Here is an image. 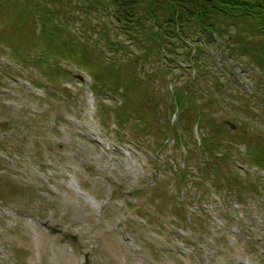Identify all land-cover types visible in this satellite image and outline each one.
Returning <instances> with one entry per match:
<instances>
[{
    "label": "rangeland",
    "instance_id": "1",
    "mask_svg": "<svg viewBox=\"0 0 264 264\" xmlns=\"http://www.w3.org/2000/svg\"><path fill=\"white\" fill-rule=\"evenodd\" d=\"M44 1L28 0L25 10ZM201 1L102 0L103 10H91L89 0L48 1L69 11L74 46L84 32L99 38L103 22L112 38L114 27L128 28L124 38L136 46L109 54L139 59V92L148 76L154 103L142 104L151 113L141 121V95L121 99L86 69L51 55L46 62L35 38L19 42L14 55L8 35L19 0H0V264H264V171L254 166L264 167V48L256 49L264 37L222 12L226 34H201L196 20L174 27L168 11L212 9ZM120 4L137 9L138 36L112 21ZM147 10L163 13L165 25L151 42L143 26L157 21H145ZM34 23L31 16L30 32ZM234 41L242 49L229 48ZM93 55L109 70L128 65ZM131 75L125 69L118 81ZM175 92L186 108L197 101L231 144L206 151L208 124L193 132L182 122L179 146L169 123L195 115L194 107L189 116L176 110ZM122 101L128 106L119 110ZM155 139H165L163 147Z\"/></svg>",
    "mask_w": 264,
    "mask_h": 264
},
{
    "label": "trees",
    "instance_id": "2",
    "mask_svg": "<svg viewBox=\"0 0 264 264\" xmlns=\"http://www.w3.org/2000/svg\"><path fill=\"white\" fill-rule=\"evenodd\" d=\"M8 1L10 0H6V4L9 6L10 4L7 3ZM48 1L49 0H45L42 5H40L39 3H36V6L38 7L36 8V10L35 9L25 10V5L28 3V0H19V4L17 6L18 10L16 11V17L14 21L16 22V25L13 29V33L10 32L8 35V40L11 39L10 43H8V47L13 51L14 55H15L16 46L19 42L24 41L26 39L30 40V37L35 38L38 42V45L41 49V53L43 54L46 62H48L49 55H51L53 58H58L63 61H68L70 63L75 64L76 66L86 69L90 72V74L92 73L95 81L100 86L104 83L111 82L110 90L120 95L121 99L128 96V101L136 100V97L138 98L139 95H141V98L142 97L149 98L151 102L145 99L138 98V100H140L138 105L143 110V114H141V121H145L146 120L145 115L150 114L151 111L143 107L142 104L143 103L151 104L152 102L154 103V100L150 96H148L150 92V88L147 87V86H150L148 76H147V85H146V80H144L145 82H143L142 90L140 92L138 91V87L140 85V83L138 82V79L139 78L143 79L140 71L137 69V66L139 64L138 62L139 59L135 57L128 62L127 59H120V58L115 59L114 54H109V53H114L116 51V46H121L122 51H124L125 54L128 51L126 47H131V45L136 46V44L138 43L137 40H134L131 43L127 41L129 39L124 38V35L128 33L127 31L128 28L125 27L126 29L122 30L119 27H114V29L116 28L118 29H116L117 31L115 32V38H112L109 30L107 29L106 24L103 22V25L105 26V28L103 27L99 28V30H97L96 32L99 34V38L95 40V38H93V36L90 35L88 38L89 39L88 41V39L85 38V32H84L82 34L84 38L83 43L76 44L74 46L73 36L70 35L71 30L68 24L69 11L62 10V8H60V10H53V8L49 5ZM53 1L54 0H52V2ZM208 1L211 4L210 7L208 5ZM63 2L64 0H55L56 4L62 5ZM201 2L205 4L204 7L212 8V9L211 10H175L173 8V10L168 11L170 13L171 11L173 12L171 19L175 20V22L173 23L174 27H177V28L180 27V30L184 31V26L179 24V22L183 21V23L186 24V23H192L193 21L196 20V22H198L201 26L200 27L201 29L199 30L201 34L202 32L203 33L206 32L208 34H213L215 32L217 34L218 33L226 34L222 32L223 25L221 24V20L217 16L222 12L225 16L232 18L233 20H230V21L231 22L234 21L237 25L239 21H242V22L245 21L247 24L249 23L251 32H253L256 35H262V37H264V0H202ZM89 4H90L89 7H91V10H103L102 0H89ZM119 6L120 8H118V10H115V12L111 13L112 21L114 20V16H115L118 21H121L123 24L126 23L125 26H128L131 28L132 33L130 35L138 36L139 34L137 33V31L135 30V27L132 24L135 21L132 17L135 16V14L137 15V12H138L137 9L125 10L123 4H120ZM146 12L148 13L147 17L143 16L145 21L152 20V19L157 21V24L155 23L154 25H151L148 28L147 26H143L144 34L148 35L146 39H148L151 42L155 38H157V36L159 35V32L163 30L162 27L163 26L165 27V25L160 23L158 20V17L163 14V13L162 14L158 13L159 10L157 12L156 10H153V11L147 10ZM212 15H215V19H212L213 18ZM31 16L35 20L34 25H32V28L35 29L34 32H30L29 27L27 26V22L31 18ZM126 19H128V22L126 21ZM206 19H208L207 22H206ZM21 23H24V25H22ZM37 24H39V26H37ZM218 25H219V28H217ZM167 26L171 27L172 23H169ZM193 26L195 29L196 26L195 25ZM180 30L177 31V33L179 34L181 38L185 39L186 36L184 35L183 32L180 33ZM225 32H229L228 29L225 28ZM170 33H172V31H170ZM61 37H64L65 40L62 41ZM45 39L48 41L46 44H44ZM85 39H86V42H85ZM130 39L133 40V38H130ZM59 41L61 42L60 45L58 43ZM185 41H188L189 43L194 42V41L188 40V38H186ZM238 45L239 43L235 41H234V45L231 42L228 43L229 48L236 49V50H238V47L241 48V46H238ZM93 47H97V48H93ZM198 47L199 46H197L194 50L196 51ZM263 48H264V41L262 40L256 46V49H263ZM148 49L145 51V55H144L145 58L149 56ZM72 51L73 53L70 54V52ZM96 53L101 54L102 58L108 61L115 62L117 66L125 65L122 63H127L128 65H125L126 67L124 66L119 69L109 70L107 68L102 67V65L97 61V58L93 55ZM255 55L256 54H253V57ZM257 55H258V59L260 60L261 55L260 54H257ZM254 58L257 59V57H254ZM140 60H142V58ZM34 61H38L39 63H41V60H39V58L34 59ZM96 67H101V69L96 72V70H94V68ZM125 69H129L132 75L129 76L128 81L124 84V81H118V80L120 79L121 73L122 72L124 73ZM178 93L179 92H175V94L172 95V98L170 97V100H173L174 104L176 105V110L185 112V115L189 116V113L192 112V108L194 107L193 111L195 115V119L192 115L190 116L193 119L191 118L187 119L182 114H180L177 122L169 123L167 130H170L174 134V136L172 137L179 144V146L180 144L182 145V143L184 142L183 135L180 134V128H181L180 123L182 122H185L186 127L188 126L189 129H192L193 132H194V128L196 124L199 127L200 125H204L206 123L208 124L210 132L205 130V132L201 134L203 137L202 139L204 142L203 143L204 149L206 151L212 152L214 151L213 148H221L225 145L228 146L231 144L228 139L229 137H227L226 135L227 130L220 129V127H217L214 121L211 120V118L207 117L206 112L201 108L200 104H198L197 101L193 99L192 102L194 105H192V108H186L185 104H183L185 97L183 98V94L181 93L178 94ZM252 98L254 99L255 103L259 105V99L256 100L255 95H252ZM128 101H127V104L125 103V101L124 102L122 101V104L119 106L118 109L120 110L122 107L127 108ZM155 101H159V99H156ZM168 105L170 104H169V100L167 99L164 101L163 109H168L169 108ZM120 122L124 124L127 122V120L120 119ZM145 127H146V124L143 125L142 130H144ZM202 128H204V126ZM165 130L166 128H164V131ZM164 140L165 139H163V141ZM154 141L156 144H158L156 139ZM163 141H162V145L158 144L160 147H163L164 145ZM213 155H214V159L218 160L219 156H221L222 154L219 152V153H216V156L215 154ZM248 155H249V151H248ZM256 166L260 168H264L258 164H256Z\"/></svg>",
    "mask_w": 264,
    "mask_h": 264
},
{
    "label": "bare ground",
    "instance_id": "3",
    "mask_svg": "<svg viewBox=\"0 0 264 264\" xmlns=\"http://www.w3.org/2000/svg\"><path fill=\"white\" fill-rule=\"evenodd\" d=\"M99 144H101L100 142H98Z\"/></svg>",
    "mask_w": 264,
    "mask_h": 264
}]
</instances>
